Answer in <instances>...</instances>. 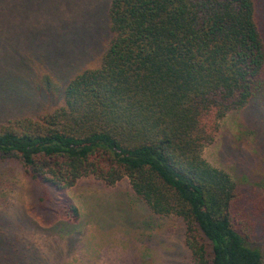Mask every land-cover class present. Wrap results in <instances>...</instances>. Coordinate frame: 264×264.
I'll return each mask as SVG.
<instances>
[{
	"label": "trees",
	"instance_id": "obj_1",
	"mask_svg": "<svg viewBox=\"0 0 264 264\" xmlns=\"http://www.w3.org/2000/svg\"><path fill=\"white\" fill-rule=\"evenodd\" d=\"M10 3L0 55L12 47L15 61L0 69V114L53 110L0 123V162L17 161L39 211L67 220L60 235L83 245V211L66 191L128 178L152 214L183 220L188 264H264V163L249 154L235 180L203 156L230 112L264 123L257 2ZM29 255L0 234V264H58Z\"/></svg>",
	"mask_w": 264,
	"mask_h": 264
},
{
	"label": "rangeland",
	"instance_id": "obj_2",
	"mask_svg": "<svg viewBox=\"0 0 264 264\" xmlns=\"http://www.w3.org/2000/svg\"><path fill=\"white\" fill-rule=\"evenodd\" d=\"M31 1L16 0V4L23 9ZM255 1L259 29L264 33V0ZM10 6V0H0V13L7 16ZM12 49L8 47L7 55H0V69L13 65L14 55L9 51ZM98 61L96 57L90 63L95 66ZM81 66L82 60L72 63L69 68L80 71ZM49 107L44 104L36 111L25 108V113H20L15 106H10L6 114H0V123L35 115V112L41 114L45 109L53 110ZM244 114L230 112L222 118L216 140L203 149L206 160L228 171L235 180L242 179L241 163H245L249 154L256 162L259 161L258 165L260 161L264 163L260 159L261 142L258 141L260 135L264 137V123L257 127L260 125L258 120ZM251 169L256 173L262 167ZM252 177L254 181L256 176ZM128 181L124 178L106 190L99 181L88 178L74 190L65 192L83 211V217L77 222L84 227L79 231L83 245L72 247L70 238L61 236L58 231V226L67 220L57 213L51 215L46 210V214L39 211L38 196L30 189L21 165L13 160L0 162V234L3 240L17 243L20 250L30 254L29 257H46L58 264H145V258L157 264H188L183 220L175 215L152 214L146 204L134 195ZM25 223H30V227ZM134 237L137 241L132 239ZM261 242L264 245V238ZM151 250L154 251L153 256L145 253Z\"/></svg>",
	"mask_w": 264,
	"mask_h": 264
}]
</instances>
